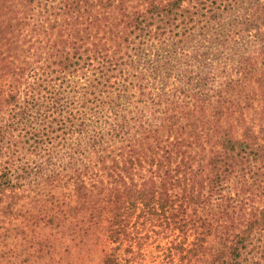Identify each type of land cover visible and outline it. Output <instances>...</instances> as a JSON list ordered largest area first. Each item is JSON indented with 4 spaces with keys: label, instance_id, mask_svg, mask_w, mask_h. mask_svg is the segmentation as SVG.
<instances>
[{
    "label": "trees",
    "instance_id": "obj_1",
    "mask_svg": "<svg viewBox=\"0 0 264 264\" xmlns=\"http://www.w3.org/2000/svg\"><path fill=\"white\" fill-rule=\"evenodd\" d=\"M149 234L264 264V0H0V264Z\"/></svg>",
    "mask_w": 264,
    "mask_h": 264
},
{
    "label": "rangeland",
    "instance_id": "obj_2",
    "mask_svg": "<svg viewBox=\"0 0 264 264\" xmlns=\"http://www.w3.org/2000/svg\"><path fill=\"white\" fill-rule=\"evenodd\" d=\"M167 238L168 237L163 235L149 234V238L147 241L145 240V242H143L144 246L140 250L142 256L137 260V263L134 264H163L162 256L159 250L165 246ZM83 256L85 258L87 257V255Z\"/></svg>",
    "mask_w": 264,
    "mask_h": 264
}]
</instances>
